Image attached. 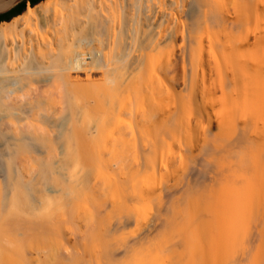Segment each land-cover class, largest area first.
Instances as JSON below:
<instances>
[{
    "label": "bare ground",
    "instance_id": "1",
    "mask_svg": "<svg viewBox=\"0 0 264 264\" xmlns=\"http://www.w3.org/2000/svg\"><path fill=\"white\" fill-rule=\"evenodd\" d=\"M16 2L0 0V12ZM81 73L104 80L74 82ZM180 83L187 100L176 91ZM219 89L228 110L218 124L222 137L209 133L207 110ZM189 110L201 116H192L196 125L188 121L185 131L193 138L186 144L180 122ZM132 112L135 171L182 175L185 188L220 178L238 185L239 200L219 202L257 205L260 216L244 214V228L237 218L233 230L259 234L256 248L264 250V0H52L0 28V264H94L69 248L71 240L76 246L88 236L109 234L105 264L135 249L138 237L111 238L135 223V207L109 202L106 185L91 190L90 179L76 175L121 163L105 156L100 143L93 160L90 144L73 141L81 127L84 138H97L106 117ZM89 116L97 123L87 128ZM146 127L154 136H146ZM193 141L219 161L184 162L175 147L193 150ZM83 162L91 166L80 168ZM90 192L96 205L86 212L82 197ZM254 259L264 264L260 254Z\"/></svg>",
    "mask_w": 264,
    "mask_h": 264
},
{
    "label": "rangeland",
    "instance_id": "2",
    "mask_svg": "<svg viewBox=\"0 0 264 264\" xmlns=\"http://www.w3.org/2000/svg\"><path fill=\"white\" fill-rule=\"evenodd\" d=\"M20 1L17 0L15 4ZM46 1L52 0H40L35 5L27 2L24 11L27 8L34 7ZM230 1L235 3L236 0ZM23 12L13 16L9 20L0 21V28H10L13 20L23 14ZM209 15L211 16V14ZM85 30L89 31L88 28ZM81 74H79L81 78L73 77V81L93 83L103 82L104 80L103 75L97 78H86L84 74ZM209 76L207 77L208 80L210 79ZM212 77L217 83L219 82L215 74ZM182 88L183 85L180 83L176 87V91L180 94L182 93V95L184 94L185 97L182 98L187 100L188 96L185 93L187 91ZM235 92H232L233 97H239V94H241L240 91L234 95ZM220 93L221 90L219 89L216 94L217 99L214 106L207 107L208 112L213 118V127H211L209 133L217 137H222L223 135V131L220 130L218 125L219 120L228 114V110L224 109V99L218 96ZM220 95L222 96V94ZM193 110L195 111V109ZM191 112L189 110L188 116H186V112L181 114L180 130L182 132L184 131L182 133V139L183 141L185 139L187 140L186 144L190 142L188 139L192 137L186 134L187 132L185 131L186 125L189 124L188 121H194L192 119L193 115L194 118L197 115L198 117L201 116L197 112ZM203 113L204 111H201L202 116L205 117ZM187 117L189 118L188 120L186 119ZM87 119L84 123L87 128L94 127L97 123L96 118L94 119L89 116ZM106 119L107 121L105 122L103 131L99 132L97 138L93 134H91L92 138H84L81 135V127L80 136L78 138L74 137L73 141L90 144L89 154L93 160H95L96 155L99 153V151L97 153L98 149H96L94 144L100 143L103 145L104 151L102 148L101 151L105 156L113 155L121 163L119 167H111L107 171L98 174H95L92 171L93 169H81L76 173L80 179H90L88 188L91 190L96 188L95 185L97 184L106 185V195L104 197L109 202L120 203L121 208L125 202L135 207V223L123 230L115 232L111 238L114 240H127V238L138 237V243L131 253L128 252L126 256L121 257L115 264H252L255 262L254 255L260 254V256L264 257V250L256 248L260 244V240H258L259 234L257 236H251L248 234V230H243L238 226H236V229L234 227L235 230H233V223L236 222L237 218L240 226H244V214H259L260 210L257 212V205H250L246 202L236 204H223L219 202L220 198L223 197L228 200H239L243 195L239 192L238 185L220 178L217 184L208 181L206 183L207 185L193 183L190 187L185 188V186L179 183L182 175L178 176V178L172 175L173 173H167L164 169L160 173L155 174L143 173L141 171L137 172L134 168V146L138 142V129L134 112L121 113L114 115L111 119L108 117ZM192 124L196 125V119ZM226 125L232 127H230V130L228 129L229 131L235 132L236 127L233 128L234 124L227 123ZM261 125L262 123L259 121L257 126L259 127ZM202 126H198V131L201 130L199 132L200 134H204L202 128L205 129V127ZM184 127L185 129L183 130ZM154 130L153 127H146V136L151 134L154 136ZM92 131L94 129L90 130V132ZM234 132L228 133L230 135L232 133L233 135ZM227 135L230 136L229 134ZM193 142L192 144L195 145V147H192L193 150H189L188 147H175L177 148V152H182L184 162H197L203 165H210L211 163L214 164L216 160L219 161L220 158L217 153H210L211 151L209 152V150L207 152L206 149H203V152L201 148H198L200 145H196V141ZM185 152L186 154H184ZM201 161L203 162L201 163ZM81 166H91V164L90 162H83L80 168ZM179 173L181 174V171ZM163 186L167 188L171 186L176 187L175 191L172 188L170 193L165 190L163 191ZM219 191H223L227 195L225 193L220 194ZM148 192H150L149 196ZM93 196L94 194L91 192L88 195H83L82 199L84 203L81 204V210H85L86 212L93 210L96 205V198H93ZM261 212L264 214V207H262ZM262 218L264 221L263 216ZM147 224L154 226L151 231L143 234L142 229ZM252 229H255V227ZM99 237L88 236L82 239L76 246L73 240H71L69 248L71 251L79 253L88 260L92 259L94 264H105L107 258L105 256L104 246L108 243L110 236L108 234L104 235L103 238L99 239ZM262 245L264 246V242Z\"/></svg>",
    "mask_w": 264,
    "mask_h": 264
},
{
    "label": "trees",
    "instance_id": "3",
    "mask_svg": "<svg viewBox=\"0 0 264 264\" xmlns=\"http://www.w3.org/2000/svg\"><path fill=\"white\" fill-rule=\"evenodd\" d=\"M39 1L40 0H21L20 2L9 8L8 10L0 12V21L9 20L13 16L23 12L24 9L26 8L27 2H30L32 5H35Z\"/></svg>",
    "mask_w": 264,
    "mask_h": 264
}]
</instances>
